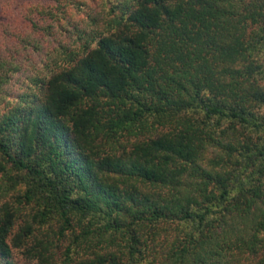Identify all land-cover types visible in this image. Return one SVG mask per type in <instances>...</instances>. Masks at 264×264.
Instances as JSON below:
<instances>
[{
  "label": "trees",
  "instance_id": "1",
  "mask_svg": "<svg viewBox=\"0 0 264 264\" xmlns=\"http://www.w3.org/2000/svg\"><path fill=\"white\" fill-rule=\"evenodd\" d=\"M52 1L20 44L85 5ZM85 17L37 92L7 98L19 68L0 50V264L16 247L39 264H264V0H108Z\"/></svg>",
  "mask_w": 264,
  "mask_h": 264
},
{
  "label": "rangeland",
  "instance_id": "2",
  "mask_svg": "<svg viewBox=\"0 0 264 264\" xmlns=\"http://www.w3.org/2000/svg\"><path fill=\"white\" fill-rule=\"evenodd\" d=\"M65 1L66 0H59V3L62 4L65 3ZM84 1L85 5L80 6L79 10L73 8L66 2V12L71 14L72 18H70V21H73L74 24L69 25L65 23L63 24L65 28L54 27L52 30L53 34L51 36H46L41 42L40 49L35 50L32 46L27 45L26 37H23L25 41L23 44H20V42L16 40L15 35L17 34L21 37L27 33L32 34V28H29V19L31 18V20L35 21L38 18L35 8L50 6L52 12H55L52 8L55 3L52 0H0V50H5L11 58L17 59L16 61L19 68L18 71L10 77L7 83L5 88L8 93L7 98L22 91L37 92V89L30 84L29 79L35 75L40 77L44 76L48 68L54 69V65L47 58L50 56L52 59L58 60L55 58V50L59 43L71 48L75 46L74 44H76L78 40L77 32H79V28L84 29L85 27V22L87 21L85 13H87V11H89V14L95 15L98 14L100 10L106 9L108 5V0ZM98 16H100V14ZM92 22L97 28L102 27L101 19H94ZM13 45H16V47L13 48ZM56 62L60 64L62 61ZM3 108L4 104L0 102V109L2 110ZM19 224H22L21 219L17 221L14 231ZM161 225H166V228L163 229L166 234L162 232V230L159 231L158 235H156L155 239L150 244V247H152V250L156 252L157 255L167 250L170 240L175 236V232L172 230L174 226L173 223ZM12 234L13 231L8 237L9 243L10 238L14 235ZM11 253L12 261L15 264H39L36 259L27 258L24 251H22V247L12 248Z\"/></svg>",
  "mask_w": 264,
  "mask_h": 264
}]
</instances>
